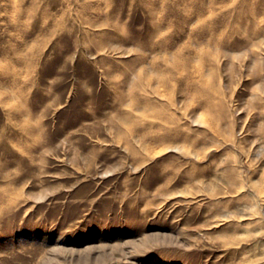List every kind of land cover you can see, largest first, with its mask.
Listing matches in <instances>:
<instances>
[{
    "label": "rangeland",
    "instance_id": "rangeland-1",
    "mask_svg": "<svg viewBox=\"0 0 264 264\" xmlns=\"http://www.w3.org/2000/svg\"><path fill=\"white\" fill-rule=\"evenodd\" d=\"M0 264H264V0H0Z\"/></svg>",
    "mask_w": 264,
    "mask_h": 264
}]
</instances>
